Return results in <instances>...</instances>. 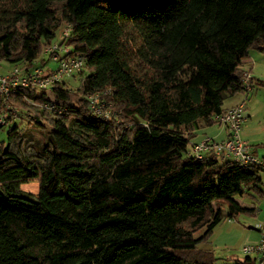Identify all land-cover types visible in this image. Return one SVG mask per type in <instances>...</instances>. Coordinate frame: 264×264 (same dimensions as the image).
<instances>
[{"label": "trees", "instance_id": "1", "mask_svg": "<svg viewBox=\"0 0 264 264\" xmlns=\"http://www.w3.org/2000/svg\"><path fill=\"white\" fill-rule=\"evenodd\" d=\"M65 24L85 59L78 85L0 101V264H217L199 245L224 217L256 215L262 173L189 151L224 99L246 93L264 0H0V61L47 67ZM95 93L110 118L91 111ZM30 181L36 194L20 188Z\"/></svg>", "mask_w": 264, "mask_h": 264}, {"label": "built area", "instance_id": "2", "mask_svg": "<svg viewBox=\"0 0 264 264\" xmlns=\"http://www.w3.org/2000/svg\"><path fill=\"white\" fill-rule=\"evenodd\" d=\"M70 34V25H63L60 28L57 41L47 45L43 50L49 59L57 63L54 69L37 65L29 70H24L19 66H14L6 73L0 74V101L5 105L6 110L10 107L8 97L10 93L15 91L16 87L49 88L54 83L61 82L66 77L84 69L85 59L78 54L71 53L70 47L65 43ZM243 84L247 93L251 89L248 74L244 78ZM100 97L99 93L88 95L89 107L94 114L108 119L111 113L105 108ZM244 111L245 104L242 102L214 115V121L224 128L226 137L217 141L205 136L200 141L191 144L190 154L197 157L213 155L238 161L242 164H256L264 176V158L257 157L252 146L239 135L242 124L246 120ZM11 114L14 113L11 112ZM4 124V115L0 112V125ZM257 230L260 233L258 242L242 249L246 256L253 258V262L248 264H264V223L258 224Z\"/></svg>", "mask_w": 264, "mask_h": 264}, {"label": "rangeland", "instance_id": "3", "mask_svg": "<svg viewBox=\"0 0 264 264\" xmlns=\"http://www.w3.org/2000/svg\"><path fill=\"white\" fill-rule=\"evenodd\" d=\"M59 35L60 29L57 31V38ZM40 58H45L46 61L44 65H47V67L51 69L57 66V63L49 59L45 53H43ZM244 64H249V66L252 67L250 72L254 79L264 80V51H252L250 56L245 59ZM12 66L11 63L1 60L0 74L9 71ZM79 79L80 74H74L73 76L65 78V80L74 87L78 85ZM238 99L244 101V116L246 118L242 124L239 135L241 137L245 127L247 134H250L253 138L252 141H249V144L252 146L257 157L262 158L264 156V87L253 84L252 89L247 93L237 92L234 95L227 96L224 99L223 107H228L236 103ZM12 123L24 124L25 121L15 116ZM7 128L8 125L0 128V142L6 139ZM221 128L224 130L223 127ZM20 188L23 191L33 194L38 192V184L36 181L22 183ZM261 188L264 192L263 175ZM257 199L258 201L255 204L257 212L255 216L241 214L232 219L224 217L213 229L209 241L199 245L204 249L213 250L215 256L220 259L217 264H233L237 259L243 260L246 256L242 251L243 247L258 242L260 233L257 230V225L264 223V197H257ZM243 202L249 203L248 201Z\"/></svg>", "mask_w": 264, "mask_h": 264}, {"label": "crops", "instance_id": "4", "mask_svg": "<svg viewBox=\"0 0 264 264\" xmlns=\"http://www.w3.org/2000/svg\"><path fill=\"white\" fill-rule=\"evenodd\" d=\"M247 58H245V59H247ZM245 59L243 60V63L241 65V68L244 69L245 71H247L249 73L250 77H253L252 74H251V72H250L252 67L249 66V64H244L245 63ZM242 102H244V101L238 99L236 101V103H234V104H232V105H230L228 107H224V108H230V107H233L235 105H238V104H240ZM245 129L246 128L244 127V130H243V133L241 135V138L244 141H246V142L249 143V141H252L253 138H252V136L250 134H247V132L245 131ZM204 136H209L212 139L219 141V140H222V139H224L226 137V133H225V131L218 124H215V125H212V126H206V127H203L201 129H199L196 132V135L192 139V141L193 142L200 141ZM254 154H255V152H254ZM262 158H264V156Z\"/></svg>", "mask_w": 264, "mask_h": 264}]
</instances>
